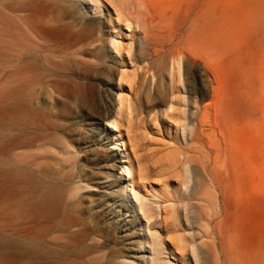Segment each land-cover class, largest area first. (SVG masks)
Returning a JSON list of instances; mask_svg holds the SVG:
<instances>
[{
	"label": "rangeland",
	"instance_id": "374dc122",
	"mask_svg": "<svg viewBox=\"0 0 264 264\" xmlns=\"http://www.w3.org/2000/svg\"><path fill=\"white\" fill-rule=\"evenodd\" d=\"M0 264H264V0H0Z\"/></svg>",
	"mask_w": 264,
	"mask_h": 264
},
{
	"label": "bare ground",
	"instance_id": "6f19581e",
	"mask_svg": "<svg viewBox=\"0 0 264 264\" xmlns=\"http://www.w3.org/2000/svg\"><path fill=\"white\" fill-rule=\"evenodd\" d=\"M91 1H94V0H91ZM109 1L114 7L118 8V9L120 8V6H124L126 3L127 4L129 3V0H109ZM113 31H116V30L113 29ZM156 44L157 43H155V45ZM154 52H157V49L154 48ZM179 66H180L179 65V60L174 58V57H172V60H171L170 65L168 67V73H169L171 81L174 78V71H177V73H179ZM117 97L118 98H117L116 116L119 117L120 114H121V108L123 106V99H122V97L120 95H118ZM114 121L115 120H112V121L108 120L105 123L106 130H111L113 132L114 140H115L113 142V147H118L120 149V153L122 154L123 164L121 165V169H122L121 175L125 176V177L126 176L130 177L131 176V170H130V166H129V154H128V151H127L126 143L122 139L120 133L116 131V126H115ZM177 159L178 158H176V157H172L169 160L176 162ZM184 167H185V172L187 174L186 165ZM178 241L179 242L182 241L181 237H178Z\"/></svg>",
	"mask_w": 264,
	"mask_h": 264
}]
</instances>
